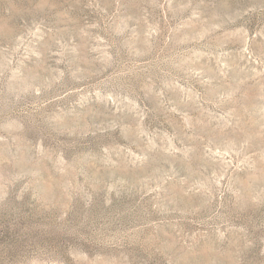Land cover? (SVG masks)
I'll list each match as a JSON object with an SVG mask.
<instances>
[{
  "label": "rangeland",
  "instance_id": "1",
  "mask_svg": "<svg viewBox=\"0 0 264 264\" xmlns=\"http://www.w3.org/2000/svg\"><path fill=\"white\" fill-rule=\"evenodd\" d=\"M0 264H264V0H0Z\"/></svg>",
  "mask_w": 264,
  "mask_h": 264
}]
</instances>
